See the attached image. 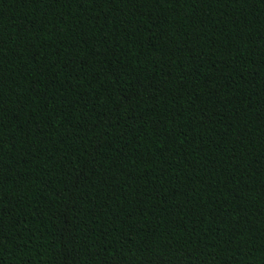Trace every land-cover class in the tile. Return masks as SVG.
Segmentation results:
<instances>
[{"label": "trees", "instance_id": "trees-1", "mask_svg": "<svg viewBox=\"0 0 264 264\" xmlns=\"http://www.w3.org/2000/svg\"><path fill=\"white\" fill-rule=\"evenodd\" d=\"M0 264H264V0H0Z\"/></svg>", "mask_w": 264, "mask_h": 264}]
</instances>
